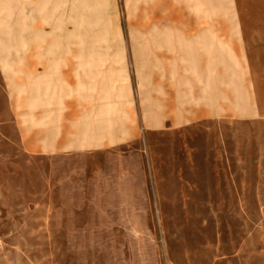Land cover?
<instances>
[{"label":"rangeland","instance_id":"1","mask_svg":"<svg viewBox=\"0 0 264 264\" xmlns=\"http://www.w3.org/2000/svg\"><path fill=\"white\" fill-rule=\"evenodd\" d=\"M244 1L0 0V264H264Z\"/></svg>","mask_w":264,"mask_h":264},{"label":"crops","instance_id":"2","mask_svg":"<svg viewBox=\"0 0 264 264\" xmlns=\"http://www.w3.org/2000/svg\"><path fill=\"white\" fill-rule=\"evenodd\" d=\"M244 2L246 54L251 59L252 65L264 66V0H245ZM31 15L28 14V16ZM67 74L71 75V70H68Z\"/></svg>","mask_w":264,"mask_h":264}]
</instances>
